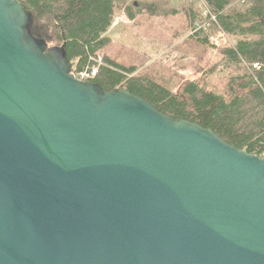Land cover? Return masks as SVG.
<instances>
[{
    "label": "water",
    "instance_id": "obj_1",
    "mask_svg": "<svg viewBox=\"0 0 264 264\" xmlns=\"http://www.w3.org/2000/svg\"><path fill=\"white\" fill-rule=\"evenodd\" d=\"M0 0V264H264V157L125 88Z\"/></svg>",
    "mask_w": 264,
    "mask_h": 264
},
{
    "label": "trees",
    "instance_id": "obj_2",
    "mask_svg": "<svg viewBox=\"0 0 264 264\" xmlns=\"http://www.w3.org/2000/svg\"><path fill=\"white\" fill-rule=\"evenodd\" d=\"M34 17L33 32L48 44L62 45L79 72L92 65L90 57L110 43L108 32L119 6L130 18L151 4L133 0H21ZM245 7L228 10L230 0H205L209 13L217 19L213 26L192 34L197 41L210 46V35L219 28L236 39L233 46L222 51L224 63L231 74L218 72L227 79L225 92L209 90L201 82L191 81L184 87L185 101L173 92L147 78L134 75L135 67H126L108 58L98 75L90 78L106 90L125 88L151 102L160 111L213 129L221 138L238 148L264 157V0H241ZM122 9V8H121ZM152 12V9L150 8ZM211 11V12H210ZM197 20V15H189ZM53 45V46H54ZM50 46V45H49ZM261 65L260 69L254 67ZM238 86L243 95L228 98L229 89Z\"/></svg>",
    "mask_w": 264,
    "mask_h": 264
},
{
    "label": "rangeland",
    "instance_id": "obj_3",
    "mask_svg": "<svg viewBox=\"0 0 264 264\" xmlns=\"http://www.w3.org/2000/svg\"><path fill=\"white\" fill-rule=\"evenodd\" d=\"M129 1L130 5L134 4L133 0ZM136 1L142 5L151 4L152 12L149 7L141 11L136 8L134 18H130L123 5L119 6L108 32L111 41L95 54L94 62L101 60L107 64L105 58H108L123 66L135 67L134 75L169 88L185 101H189V96L184 93V87L191 81H200L209 90L225 92L228 78L218 72L210 73L212 70L233 73L234 69L225 65L222 51L233 46L237 38L223 34L220 28L210 35V46L192 37L194 32L213 26L217 20L209 13L205 0ZM244 7L241 0H230L228 10ZM193 12L197 20H190ZM212 38L220 41L217 49ZM245 93L247 90L235 86L229 89L227 97Z\"/></svg>",
    "mask_w": 264,
    "mask_h": 264
},
{
    "label": "built area",
    "instance_id": "obj_4",
    "mask_svg": "<svg viewBox=\"0 0 264 264\" xmlns=\"http://www.w3.org/2000/svg\"><path fill=\"white\" fill-rule=\"evenodd\" d=\"M21 1V0H20ZM223 34H225V32H222ZM211 42V41H210ZM212 44L214 45V47L217 49L218 46L220 45V41H215L212 38ZM91 59L94 61L96 58L95 57H91ZM98 63V64H96ZM104 65V62L100 60H97V62H94L91 66H88L87 68H85L84 70H81L79 72L74 71L75 76L81 80H88L96 75H98L101 66ZM254 67L257 69L261 68V65L259 63H255Z\"/></svg>",
    "mask_w": 264,
    "mask_h": 264
},
{
    "label": "bare ground",
    "instance_id": "obj_5",
    "mask_svg": "<svg viewBox=\"0 0 264 264\" xmlns=\"http://www.w3.org/2000/svg\"><path fill=\"white\" fill-rule=\"evenodd\" d=\"M93 57V56H92ZM90 61L92 62V64L94 63V61L91 59V57H90Z\"/></svg>",
    "mask_w": 264,
    "mask_h": 264
}]
</instances>
